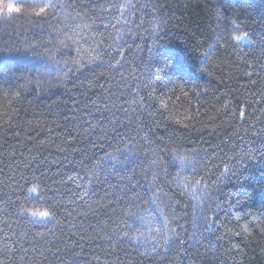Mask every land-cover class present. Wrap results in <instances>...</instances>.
I'll use <instances>...</instances> for the list:
<instances>
[{
    "label": "trees",
    "instance_id": "obj_1",
    "mask_svg": "<svg viewBox=\"0 0 264 264\" xmlns=\"http://www.w3.org/2000/svg\"><path fill=\"white\" fill-rule=\"evenodd\" d=\"M24 2L0 264H264V0Z\"/></svg>",
    "mask_w": 264,
    "mask_h": 264
},
{
    "label": "clouds",
    "instance_id": "obj_2",
    "mask_svg": "<svg viewBox=\"0 0 264 264\" xmlns=\"http://www.w3.org/2000/svg\"><path fill=\"white\" fill-rule=\"evenodd\" d=\"M53 6L48 5L51 9ZM36 4L25 3L24 0H0V23H11L18 16L34 17Z\"/></svg>",
    "mask_w": 264,
    "mask_h": 264
},
{
    "label": "snow or ice",
    "instance_id": "obj_3",
    "mask_svg": "<svg viewBox=\"0 0 264 264\" xmlns=\"http://www.w3.org/2000/svg\"><path fill=\"white\" fill-rule=\"evenodd\" d=\"M39 11L40 12H44L45 11V9L44 8H40L39 9ZM247 34H245V36H246ZM236 39L237 40H241V39H243V37H236ZM183 159V158H182ZM35 189L33 188L32 189V191H34ZM40 215H43V216H51L52 215V213L51 212H48V211H45V212H43V213H40ZM127 235V234H126Z\"/></svg>",
    "mask_w": 264,
    "mask_h": 264
}]
</instances>
